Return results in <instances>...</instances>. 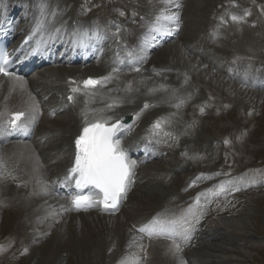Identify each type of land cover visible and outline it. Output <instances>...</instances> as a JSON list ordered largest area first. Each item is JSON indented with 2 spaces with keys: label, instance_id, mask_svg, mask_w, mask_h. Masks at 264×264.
Returning a JSON list of instances; mask_svg holds the SVG:
<instances>
[{
  "label": "bare ground",
  "instance_id": "1",
  "mask_svg": "<svg viewBox=\"0 0 264 264\" xmlns=\"http://www.w3.org/2000/svg\"><path fill=\"white\" fill-rule=\"evenodd\" d=\"M6 1H10L20 9L27 11L23 30L27 27L35 28L36 18H39L50 7L46 0H35L34 4L29 3V0H0V9ZM49 1L52 2L53 0ZM186 1L172 0L171 3L165 4L162 0H140V2L132 0L130 3L127 2L128 7L124 5L126 2H119L120 8L115 2L113 7L115 10L124 12L123 16L114 10L100 7L96 11L94 10L90 16H87L86 12H89L83 0H54L58 4L59 16L69 17L68 19L71 21L82 17L85 23L83 33H87V37H92L88 31L92 21H95L96 25L101 26L104 31L114 35L116 39L120 40L122 46L119 54L123 55L132 53V50L133 55L138 53V45L141 41L138 33L152 16L156 18L157 13L162 11L164 13L165 11L163 19L157 23L156 27L161 29L159 32H171L172 26L177 27L166 17L171 14L170 10L179 12L180 32L177 42L164 46L159 41L160 38L156 39L155 37L149 46V49L152 50L147 54V58L152 59L153 56L154 58L148 61L149 65H145V70L151 73L153 68H157L158 71L161 68L166 69L165 73L160 71L157 75V77L162 76L159 87H163L168 80L174 81L175 85L185 86L174 88L172 91L162 89L161 92L165 94L168 93L171 96L190 95L201 102H213L211 98L225 99L227 96L225 92L222 90L220 93L209 83L211 81L216 85L221 84L218 78L222 77L218 73L214 75L211 70H209L211 73H205L203 65L212 67V62H209L207 58L215 59V62L220 61L219 63L224 67V72L223 70L220 71L223 75L229 74L230 71L234 72L232 75L236 76L238 81L244 84L248 83L250 86L255 85L261 89V86H264L263 70L260 72L252 65L243 63L247 60L242 58V54L230 56L229 53L223 52V49L218 47L216 35L219 29L216 27V20L211 19L218 4L212 6L213 9L210 7L212 13L207 16L209 20L206 21L207 26L213 29L208 36L211 42L196 44L190 37L181 36L183 33L181 29L187 20L186 18L190 15L188 11L190 0ZM193 1L199 9L200 0ZM248 1H244L246 8L250 5ZM176 2H179L182 7L176 8ZM98 3L105 4L102 0H98ZM30 6L32 8L29 11ZM167 6L173 7L170 8L169 13L166 11ZM157 9L160 10L156 13ZM197 18L199 21L202 20L199 16ZM213 26L215 27L213 28ZM60 28L63 29V33L56 39L68 37L69 41H72L73 38L78 39L79 35L83 34L73 32L71 23L67 21L63 23V26H58L56 30ZM117 32L118 35H116ZM106 45L107 42L104 46ZM171 45H176L177 48L174 47L173 51L168 50V46ZM188 46L190 48L195 46L194 51L198 52L197 60H195L197 64L179 57L178 54L183 51L182 53L189 58L184 51V48L187 50ZM206 46H208L209 51L212 49L217 51L213 53L214 56L206 55L208 50L203 51ZM107 49L110 52V47L101 48L98 52L103 58L93 62L88 67L64 66L56 68L46 75H42L37 82L31 81V79L14 82L11 79H0V118H5L10 113L19 110H27L30 112L28 122L34 127V132L28 141H10L6 135L0 134V200L5 197H17L14 206H20L22 213L32 226L42 228V231L31 236L33 241L30 246L29 264L37 263L39 260H42L43 264H66L64 256L68 253L76 256L78 264H120L121 260L126 257L129 258L130 264H235L241 260L240 258L249 256V249L240 250L243 249L240 244L244 243L249 247H254L252 243H257L254 241V236L257 235H253V230L256 227H254L251 217L255 214V210L253 211L250 203L245 206L242 215L238 218L221 217L218 211L211 209L200 210L196 200H187L189 205L185 204L187 198L183 194L186 186L183 187L182 185V177L192 176L191 178L196 180L204 170L209 168L215 170V166L221 164V161L213 153V149L208 151L210 148L208 134L203 133L201 135L197 131L196 135H192L193 129L185 130L184 133H189L190 138L186 139L185 142H183L184 139L182 140V147L185 148L186 146L187 150L196 152V155L190 157L187 162V157L182 156V153L185 152L184 148L180 154L168 151L167 156H164L162 150L160 151L161 155L155 152L148 157L144 154L141 155L144 158L140 159L139 162L144 161L151 166L148 171H139L134 190L128 195V201L120 208L119 214L71 212L63 200L56 197L53 190L51 191L49 185L53 184L55 173L57 176L61 175L68 164L69 155L73 152L71 143L83 125L84 113H87L88 119L93 118L101 110H103L101 113H106V115L110 112L115 115L119 114V110L109 111L108 108L101 107V100L112 99L114 91L120 92L123 84L127 81V79L121 78L118 73L122 58L119 57V54L114 55L111 52L110 57H107ZM201 49L202 51L199 53ZM135 59L138 60V56H133L130 60ZM114 68L118 71L113 72ZM218 68L217 65L216 69ZM109 73H112V79L106 83V86L109 87L105 89L108 93L107 97H103L106 95L105 90H103L98 91V93H103L99 99L90 96L77 97V102L84 99L86 104L80 102L75 108L63 105L64 96L62 93H64V88L62 85L68 79H85L92 74L104 77ZM152 77L155 78V76ZM119 79L122 83L119 82ZM128 79V83H131L134 78ZM223 86L228 90L226 85ZM137 90L140 91V87ZM155 95L158 96V94ZM144 97L145 99L142 100L141 95L137 96V102L134 103L135 106L132 108L131 114L135 118L136 113L140 112V107L145 102L152 104L151 110L142 113L136 123H147V127L150 125L149 123L154 124L151 121L148 123L149 120L161 119L162 125H166L170 129L174 121L173 117L168 115L170 110H159L163 103L157 102L154 95ZM58 108L62 112L60 113L58 110L54 114ZM1 128L2 124H0V131ZM151 128L147 129L148 133ZM180 158L182 160H179ZM159 162L166 164L163 166ZM169 166L171 169L168 168ZM190 166L195 167V169L190 175H187L189 173L187 168ZM44 174L47 175L48 181L46 183L42 177ZM171 175H174L175 182L168 184L167 180ZM216 182L217 185L220 184V181ZM175 187L178 188V192L175 191ZM160 189L165 191L164 198L155 197ZM46 197L51 200L45 201ZM154 199L155 201H153ZM189 209L202 214L199 215L198 220H192L191 238L186 244L177 238L182 248L179 253L173 254L169 251L171 244L169 240L162 237L149 239L146 234L137 233L133 228V225L138 228L148 223L153 215L159 214L161 211H163V216H172L177 212L180 217L188 213ZM133 237H135V241H133ZM149 256L153 260L148 259Z\"/></svg>",
  "mask_w": 264,
  "mask_h": 264
},
{
  "label": "rangeland",
  "instance_id": "2",
  "mask_svg": "<svg viewBox=\"0 0 264 264\" xmlns=\"http://www.w3.org/2000/svg\"><path fill=\"white\" fill-rule=\"evenodd\" d=\"M83 1L87 7V3L92 1L95 4L98 0ZM102 1L106 3L107 0ZM112 1L113 6L115 2L118 6L121 5L118 4L119 2H126L124 5L127 7L129 6L127 2H132V0ZM134 1L140 2V0ZM244 1L248 0H200L199 9H197L194 1L190 0L188 6L190 15L186 18L187 20L181 29L183 32L181 36L190 37L196 44L211 42L208 36L213 29L207 26L206 21L208 22L209 17L207 16L212 13L211 10L214 5L218 4L211 18L216 20V27L219 29L216 35L218 47L223 49V52L229 53L230 56L242 54V58H245L250 65H262L264 63V0H249L250 5L247 8L244 5ZM107 6H110V4L107 3ZM113 6L107 8L105 4L100 3L99 6L95 5L91 9L87 8V11L92 13L100 7L114 10L119 12V14L122 12L118 9L115 10ZM169 7L173 8L172 6ZM245 10L250 11L251 14L245 16L240 22L231 20V15L244 16ZM169 12L173 13L172 10ZM198 16L202 19V22L198 20ZM221 18H223V22ZM174 47L177 48L176 45L168 46V50L173 51ZM205 49L208 50V55L211 57L214 56V52H217L214 49L209 51L208 46L203 51ZM182 52V55L178 54L179 57L186 58L185 60L191 61L190 63L197 64L195 63V60H197L196 56L186 53L189 57L187 58ZM203 66H205L204 71L206 74L211 73V71H213L214 75L216 73L219 74L215 68L207 65ZM218 79L221 84L216 85V83L214 84L211 81L209 83L219 90L220 93L223 90L227 96L224 100H216L214 98L218 106L206 107L198 105L196 109L199 111L196 112H199V114L194 112L193 118L197 120L195 122L197 125L196 130L200 129L204 134L208 133L210 137H213L210 139L212 143L214 140L220 141L213 148L216 158L221 161V164L217 165L219 170L214 178H233V187L236 185V180H238L239 185H241V191L239 190V193L229 192V187L225 188L224 192L228 194V200L224 202L220 200V203H217L214 209L220 208L223 203L224 205L229 202L235 205L239 204L238 207L230 208L226 212L238 218L242 215L247 203L252 204V209L253 211L255 210V214L251 216L252 223L256 227L253 230V235H257L254 236V241H257V243H252L254 247L241 243L240 245H242L241 248L243 249L240 250L249 249V256L240 258L241 260L235 264H264V93L254 92L252 89L239 88L237 83L226 80V78H224L225 80L222 78ZM223 85H226L228 90ZM201 109H203V113H201ZM202 122L204 127H201L203 125ZM225 141H228V143H225ZM205 173L208 178L207 180L205 179V182L210 181L212 178L209 175L210 172L206 171ZM174 180V177L170 178L171 183ZM181 180L186 184L187 178L184 177ZM211 184L209 185L210 187L205 188H212ZM163 195H165V191L160 189L155 197L161 196L164 198ZM17 199L14 196L0 200L2 203H8L13 207L9 209H6L7 205L0 207V264H29L31 256L30 246L33 241L31 236H35L36 232L42 231V228L32 226L29 223L19 205H17L18 207L14 206ZM44 200L50 201L51 199L46 197ZM163 201L166 200L163 199ZM22 223L23 225H21ZM64 258L66 264H78L76 256L72 253L66 254ZM34 264L43 263L42 260H39Z\"/></svg>",
  "mask_w": 264,
  "mask_h": 264
},
{
  "label": "snow or ice",
  "instance_id": "3",
  "mask_svg": "<svg viewBox=\"0 0 264 264\" xmlns=\"http://www.w3.org/2000/svg\"><path fill=\"white\" fill-rule=\"evenodd\" d=\"M163 3H171L172 0H162ZM43 7V5H42ZM176 8H181L179 2L175 3ZM125 13L120 12L123 16ZM250 11L245 10L244 16L231 15L233 22H240L245 16L250 15ZM160 16H163V11L157 16L159 21ZM167 20L175 23L177 29L179 28L180 14L173 12L166 17ZM223 22V18H221ZM161 31L160 28L149 26V32ZM119 33L117 32L116 35ZM87 38V33L80 34L75 45L78 47L84 46V41ZM149 43L147 36L142 41V47ZM131 56V52L129 53ZM8 53H0V74L4 76H12L13 74L8 71L9 65ZM136 72L140 68L133 69ZM117 69H113L116 72ZM17 79H19L17 77ZM112 79V73L99 79L88 78L84 80L83 87L85 89H96L104 85ZM70 84L76 85L77 82L72 80ZM79 87H73L72 91H79ZM131 90V84L128 86ZM95 93H85V95H94ZM69 100L73 97L69 96ZM118 106L117 101L107 105L108 109H113ZM179 107V105H176ZM148 104L144 105L147 109ZM38 111V108H37ZM103 111V110H101ZM203 113V109H201ZM140 113H136V118H139ZM24 116L23 112H17L12 116L10 123L15 126L16 122ZM108 119H111L110 117ZM125 126L120 119H117L110 126L107 124V119L96 118L92 121L88 120V115L84 113V125L82 131L74 140V163L68 169L62 183L65 186L73 185L77 190L76 194L71 196V208L69 210L85 211L87 212L93 208H102L110 215H114L118 210L121 202L127 198V193L131 188L134 181L136 162L129 159L126 150L121 146L120 139L116 138L117 132ZM157 130L163 132L162 120L158 119L150 129V135L147 137L149 142L157 134ZM165 136H171L170 132H163ZM157 143L160 141L157 140ZM228 143V141H225ZM84 189L96 190L91 194H83ZM220 190H224V186L220 185ZM239 190V189H236ZM202 213L193 212L192 209L188 213L181 215L178 218L162 219L159 215L154 217L150 222L143 224L137 228H133L142 234H146L149 239L164 238L171 242L169 251L173 254L182 251L181 243L177 242V238L182 243H187L191 238L192 233V220H198L199 215ZM191 218V219H190ZM135 241V237H133ZM141 248L143 246L141 245ZM26 251V250H25ZM120 264H130L129 258L121 260Z\"/></svg>",
  "mask_w": 264,
  "mask_h": 264
}]
</instances>
